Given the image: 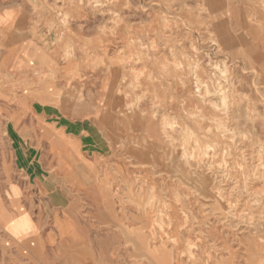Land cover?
<instances>
[{
  "label": "rangeland",
  "instance_id": "rangeland-1",
  "mask_svg": "<svg viewBox=\"0 0 264 264\" xmlns=\"http://www.w3.org/2000/svg\"><path fill=\"white\" fill-rule=\"evenodd\" d=\"M262 1L0 0V264H264Z\"/></svg>",
  "mask_w": 264,
  "mask_h": 264
},
{
  "label": "bare ground",
  "instance_id": "bare-ground-1",
  "mask_svg": "<svg viewBox=\"0 0 264 264\" xmlns=\"http://www.w3.org/2000/svg\"><path fill=\"white\" fill-rule=\"evenodd\" d=\"M264 1H262V4L260 3V4H256V3H253V5H254V8L255 9H257L258 7H260V8H262V10H264ZM228 79V78H227ZM226 79V80H227ZM224 81V80H223ZM230 81V80H229ZM228 81V82H229ZM227 83V82H226ZM225 83V84H226ZM229 85H230V83H229ZM227 86H228V83H227ZM219 87H221V86H219ZM230 87H232V86H230ZM230 87H228L229 89H230ZM206 89V88H205ZM235 89V88H234ZM197 90H199V89H197ZM196 90V91H197ZM228 90V89H227ZM209 91V90H208ZM219 91V90H218ZM217 91V92H218ZM220 91H222V89H220ZM214 92V91H213ZM224 92H226L225 90L223 91V93ZM228 93H229V91H227ZM232 92V91H231ZM230 92V93H231ZM196 94V96L199 98V100L200 101H202L205 105H207L208 107H211V109L213 110V112H219V114H220V112H226L227 110V107H225L224 105H226V104H218L217 102H214V100L213 101H211V97H209L208 95L209 94H212V92L211 93H209V94H206V90L205 91H198V92H196L195 93ZM215 94H217L216 92H215ZM227 94V93H226ZM226 94H224V96L226 95ZM213 95V94H212ZM220 95H222V94H220ZM220 95H217V96H220ZM228 95H230V94H228ZM232 95V94H231ZM234 95H235V93H234ZM214 96V95H213ZM216 96V97H217ZM223 96V95H222ZM233 97V96H232ZM235 97V96H234ZM233 97V98H234ZM213 98V97H212ZM227 98H229V97H227ZM222 99V98H221ZM231 100H233V99H231ZM216 101H219V100H216ZM220 101H223V100H220ZM227 102H228V100H226ZM235 102V101H234ZM233 102V103H234ZM233 105V104H232ZM233 107V106H232ZM230 108V107H229ZM228 108V109H229ZM238 109V108H237ZM234 110V109H233ZM231 111V110H230ZM229 111V112H230ZM223 114H225V113H223ZM226 115V114H225ZM217 116V115H216ZM220 116V115H219ZM226 116H228V115H226ZM226 116H224V117H226ZM230 116V115H229ZM221 117H222V115H221ZM220 117V118H221ZM231 118V117H230ZM212 119H213V117H212ZM229 119V118H228ZM214 120V119H213ZM227 120V119H226ZM218 122H220V121H218ZM222 122V121H221ZM217 123V122H216ZM230 123V122H229ZM219 132H221L222 133V135H231L232 137H237V132H235L234 131V129L232 128V126L230 127L229 125H224L223 127H221L220 129H219ZM221 133H219V135L221 134ZM229 137V136H228ZM239 137V136H238ZM238 139V138H237ZM240 140V139H239ZM239 140H237V141H239ZM233 141H234V144H235V147L234 148H237L238 147V142L235 140V139H233ZM233 143V142H232ZM205 150H203V152H204V156L202 157L201 156V150L200 149H198V151H197V153L199 154V159L201 160V161H203L205 164H210L212 161H213V159H214V157L215 156H217V150H215V149H213V147H209V149L208 148H204ZM238 149V153H242V154H244V155H247L248 157H251L252 156V150L251 151H249L248 152V150H243L242 148H237ZM242 149V150H241ZM246 151V152H245ZM245 152V153H244ZM196 153V154H197ZM219 155V154H218ZM196 156H198V155H196ZM242 156V155H241ZM222 157H224V156H222ZM243 157V156H242ZM248 157H246L247 159H248ZM255 157V156H254ZM256 158H257V156H256ZM260 158V157H259ZM246 159V160H247ZM251 159V158H250ZM255 159V158H254ZM225 159H223V169H222V171H225L226 169L225 168H227V167H225L226 166V161H224ZM261 160V159H260ZM258 162V161H257ZM262 163V162H261ZM258 164V163H257ZM263 166V165H262ZM261 167V166H260ZM218 168V167H217ZM222 168V167H221ZM255 168V170L253 169V171H251L250 172V174L248 175V179H249V183H248V186L246 187V188H244V189H241V190H243L244 192H246V193H248V194H255V189H254V184H256L257 183V181L259 180L258 178L260 177L259 175H261L260 173H262V172H264L263 170H262V172H260L259 170V166L257 167H254ZM262 168V167H261ZM219 169V168H218ZM228 169H230V168H228ZM264 169V168H263ZM227 172V171H226ZM230 172H231V170H230ZM238 172H240V171H238ZM225 173V172H224ZM223 173V174H224ZM229 173V172H228ZM222 174V175H223ZM231 174V173H230ZM240 174V173H239ZM221 175V176H222ZM264 175V174H263ZM229 176H231V175H229ZM228 177V176H227ZM230 178H233V177H230ZM246 178V177H245ZM225 180V179H224ZM223 180V181H224ZM228 180V179H227ZM230 180V179H229ZM246 181H247V178H246ZM245 180H244V182H246ZM231 182V181H230ZM245 184V183H244ZM235 185V184H234ZM225 188H221V187H219V194L220 195H222V194H224V193H226V192H228V191H231L232 190V188L233 189H235L234 187H232V188H230V190H229V187H230V185L228 184V183H226L225 184ZM240 190V191H241ZM229 194V193H228ZM219 195V196H220ZM230 195V194H229ZM223 196V195H222ZM230 199V198H229ZM228 202H230V201H228ZM232 209V208H231ZM236 212V211H235ZM242 213V212H241ZM239 217V216H238ZM188 242V241H187ZM195 245V244H194ZM177 246V245H176ZM187 246L188 247H190V246H192L189 242L187 243ZM190 248H192V247H190ZM213 248V247H212ZM190 251V250H189ZM208 254V253H207ZM206 254V255H207ZM209 257V256H208ZM212 257V256H211ZM211 257H210V259H211ZM163 260V259H162ZM161 260V261H162ZM190 260L192 261V263L193 264H197L198 263V259L197 258H195V256L193 255V254H191L190 255ZM218 260V259H217ZM221 260V259H220ZM164 262L165 261H163L162 263L164 264Z\"/></svg>",
  "mask_w": 264,
  "mask_h": 264
}]
</instances>
